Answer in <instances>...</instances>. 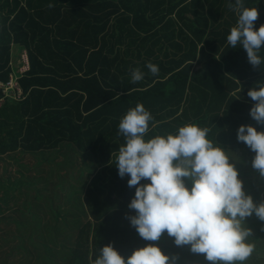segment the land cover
I'll list each match as a JSON object with an SVG mask.
<instances>
[{
	"label": "trees",
	"instance_id": "16d2710c",
	"mask_svg": "<svg viewBox=\"0 0 264 264\" xmlns=\"http://www.w3.org/2000/svg\"><path fill=\"white\" fill-rule=\"evenodd\" d=\"M228 4L0 0V161L7 157L26 170L48 175L16 176L7 169L12 164L4 162L0 220L9 216L10 201H21V208L16 202L12 212L21 214L15 216L17 227L32 223L28 246L37 249L38 262L91 264L108 244L125 258L136 248L156 244L163 253L176 255V264H211L188 245L176 246L166 233L158 241H145L127 219L135 214L127 207L135 186L127 185V174H117L116 155L124 143L117 133L120 118L138 102L153 117L148 137L195 123L208 127V138L229 155L239 151L229 162L245 193L257 204L264 202V178L251 166L254 152L236 139L242 124L264 130L249 115L255 102L247 96L249 88L264 81V63L253 67L243 48L227 44L238 18ZM244 6L257 8L258 29L264 24V0H244ZM259 54L264 57V47ZM16 60L23 66L25 61L28 69L21 72ZM148 62L158 66L157 75L145 67ZM137 67L145 76L132 83L130 70ZM11 81L16 86H9ZM25 155L35 159L33 165L23 160ZM42 181L45 188H37ZM42 197L56 221L53 226L47 212L43 214ZM68 211L78 214L70 230L64 223ZM245 224L255 248L244 264H264V221L253 214ZM4 228L6 224L0 226L1 237ZM62 228L66 232L61 237L53 234ZM14 236L4 243L24 248L18 241L21 234L16 231ZM68 236L70 247L55 251L68 245Z\"/></svg>",
	"mask_w": 264,
	"mask_h": 264
},
{
	"label": "clouds",
	"instance_id": "9594fccd",
	"mask_svg": "<svg viewBox=\"0 0 264 264\" xmlns=\"http://www.w3.org/2000/svg\"><path fill=\"white\" fill-rule=\"evenodd\" d=\"M228 6L238 11V18L226 36L227 44L243 48L248 62L261 66L264 24L254 30L257 8L244 6V0H229ZM145 67L154 76L159 72L154 63ZM144 76L138 67L130 70L132 83ZM247 96L255 102L249 115L264 124V81L249 88ZM152 119L138 102L118 123L117 134L124 143L115 167L119 177L128 175L129 187L135 186L127 205L135 210L127 216L130 225L145 241H158L166 233L176 246L188 245L192 253L204 254L211 264H244L255 248L245 218L254 214L264 221V202L257 204L245 193L236 167L229 162V152L208 138V127L186 123L175 132L148 137ZM236 139L254 152L251 166L264 178V130L242 124ZM177 259L156 244L136 248L126 258L108 244L99 249L91 264H176Z\"/></svg>",
	"mask_w": 264,
	"mask_h": 264
},
{
	"label": "rangeland",
	"instance_id": "374dc122",
	"mask_svg": "<svg viewBox=\"0 0 264 264\" xmlns=\"http://www.w3.org/2000/svg\"><path fill=\"white\" fill-rule=\"evenodd\" d=\"M14 63L17 65H20V68H21V72L22 70L24 71L25 68L23 67V64L19 62V60L17 61H14ZM20 63V64H19ZM9 88H6V92H8ZM239 151H235L234 153H232L230 156L235 160L236 158L235 157H238V153ZM231 153V152H230ZM5 158V163H10L12 164L11 167H7L8 170H11V173L13 175L16 174V176H19L20 174H23L24 177H27L28 176H32L34 178H37V179H44L45 177H48V175L44 174V173H40V172H36L34 170H26L25 167L23 166H18L14 163H12L13 161L7 157H4ZM23 160L27 163H29L30 165H33L34 164V158L32 156H28V155H25ZM4 162L3 161H0V174H3L4 172ZM38 187H44L45 188V182H41L40 184L37 185V188ZM34 188V187H33ZM36 189V187L34 188ZM48 191L50 192V190L48 189ZM43 197H42V211H43V214L45 215V212H47L46 210V205H44V201H43ZM20 201V200H19ZM19 201H16V202H19ZM15 201L12 202L10 201V204H14L16 203ZM45 203H47V200H45ZM49 203V201H48ZM65 207L69 210V207L68 205H65ZM21 208V207H19ZM11 210V207L10 209L8 210V214L11 213L10 212ZM38 210V209H37ZM41 211V212H42ZM69 212V217L67 219L66 223L65 224V228L67 230H70L74 223L76 222L75 221V218L78 217V214L75 213V211H68ZM17 213L20 214V212H15V213H11L7 219H3V220H0V226L2 225H5L6 224V228H4L3 232H5L4 236L1 237L0 236V254L4 255L3 258L0 260V264H41L40 262H38V254H37V249H35L34 247L32 248V251H31V248L28 246V244L30 245V241H32V238H27L29 235V228L32 227V223L30 222H24V223H18V226L17 227V224H16V221H15V216H17ZM21 215V214H20ZM38 216V213L36 214V217ZM46 220H48V222L53 226L55 225L56 221L53 217H51V215L47 212V218ZM17 227V228H16ZM66 229L62 228V229H59V230H55L53 229V234L57 237H61L65 232H66ZM17 231L18 233V236L21 234V238L18 237V241L21 240V242L24 244V248L20 247L18 249H16L17 247H14L13 244H5V240H8L10 242H12L14 239H15V232ZM7 233V234H6ZM253 234H255V232L253 231L252 232ZM169 240L173 241L174 238L173 237H170L168 238ZM34 241H37V240H34ZM66 242V244L68 245H65L64 247H61V246H57L56 247V250L55 251H59V250H67L69 247H70V238L69 236L64 240ZM54 241H52L53 243ZM7 245V246H6ZM27 247V249H26ZM13 254L16 255L15 259L14 260H11L12 257H13Z\"/></svg>",
	"mask_w": 264,
	"mask_h": 264
},
{
	"label": "built area",
	"instance_id": "2783aa9c",
	"mask_svg": "<svg viewBox=\"0 0 264 264\" xmlns=\"http://www.w3.org/2000/svg\"><path fill=\"white\" fill-rule=\"evenodd\" d=\"M26 60H27V58H26ZM24 63H25V65L23 66L24 68H25V70L26 69H28V64L24 61ZM23 71V70H22ZM8 85V84H7ZM9 86H16V81H11V82H9ZM9 86H8V88H9Z\"/></svg>",
	"mask_w": 264,
	"mask_h": 264
},
{
	"label": "crops",
	"instance_id": "0c3cea01",
	"mask_svg": "<svg viewBox=\"0 0 264 264\" xmlns=\"http://www.w3.org/2000/svg\"><path fill=\"white\" fill-rule=\"evenodd\" d=\"M20 203H21V201H19V203H17V207H20ZM10 207H11L10 212H11V213H14V212H12V210L14 209L13 204H11ZM11 213H10V214H11ZM10 214H9V215H10Z\"/></svg>",
	"mask_w": 264,
	"mask_h": 264
}]
</instances>
